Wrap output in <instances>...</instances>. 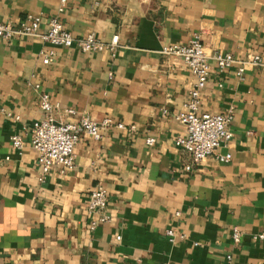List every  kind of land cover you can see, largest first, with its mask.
I'll return each instance as SVG.
<instances>
[{
    "label": "crops",
    "instance_id": "1",
    "mask_svg": "<svg viewBox=\"0 0 264 264\" xmlns=\"http://www.w3.org/2000/svg\"><path fill=\"white\" fill-rule=\"evenodd\" d=\"M58 3L0 0V21L38 14L42 31ZM58 19L74 37L116 35L118 47L112 57L51 47L54 60L44 66L37 54L48 44L0 39V264H227V254L228 264H264V238H252L264 231V67L245 66L240 77L236 63L220 73L211 66L198 110L230 109L231 137L191 165L174 145L184 130L171 115L193 77L178 57L159 53L197 33L206 51L264 59V0H64ZM34 82L55 105L56 121L70 120V108L134 130L81 136L72 166L62 174L52 166L40 182L28 145L41 116ZM12 134L24 142L20 154L9 146ZM222 154L228 162L216 159ZM96 183L109 221L89 231L85 202Z\"/></svg>",
    "mask_w": 264,
    "mask_h": 264
},
{
    "label": "built area",
    "instance_id": "2",
    "mask_svg": "<svg viewBox=\"0 0 264 264\" xmlns=\"http://www.w3.org/2000/svg\"><path fill=\"white\" fill-rule=\"evenodd\" d=\"M64 0H59L55 10V15L45 19L44 30L39 31V27L44 20L38 14H26L24 19L17 23L0 21V39L9 42L15 38H34L42 43L48 44L49 48H41L38 57L42 65H49L54 60V50L51 47L75 48L81 53L107 52L112 57L118 47L117 36L112 35L107 42H103L89 33L83 37H74L67 31L58 19V15L63 11ZM163 55H172L180 59L181 63L188 69L193 77L191 87L187 96L181 103L178 111L173 113L172 119L180 124L184 134L174 139V145L190 155L191 165H197L203 158L214 154L215 150L224 145L231 137L229 124L232 119V111L227 109L223 113H208L198 110L200 91L204 87L210 68L213 67L218 73L236 63L238 65L237 74L241 77L245 66L264 67V59L259 55L249 54L243 59L236 60L228 52L218 50L206 51L199 40V35L194 33L185 44H172L164 46L159 51ZM221 86L220 83L217 84ZM32 88L38 93V108L41 116L31 123L28 132V145L35 152L38 166L37 180L42 181L49 168L55 166L58 173L62 174L69 169L73 163V148L80 137L85 135L94 140L101 138V131L108 128L117 130L133 131L134 126H125L121 122H115L108 117H103L99 121H94L87 115H76L73 109L67 108L64 113L71 119L59 122L53 119L52 109L55 107L50 101L47 93L40 89L37 82L32 84ZM166 110L160 108V114L165 115ZM14 121L18 116L6 114ZM146 145H151L152 138L144 140ZM9 146L17 154L24 148L21 136L12 134L9 137ZM219 162H228L229 154L217 155ZM190 165L184 166V170H189ZM107 197L105 189L96 183L89 191L85 202V211L90 216L87 228L94 230L97 226L109 221L106 213ZM177 215L178 213H174ZM165 236L169 241L173 239V232L165 230ZM253 239H263L264 231L252 236ZM116 239H119L116 236ZM232 244L239 243L240 232L236 228L230 231ZM225 262L231 260L229 254L225 255ZM144 264V263H138ZM171 264V263H162Z\"/></svg>",
    "mask_w": 264,
    "mask_h": 264
}]
</instances>
